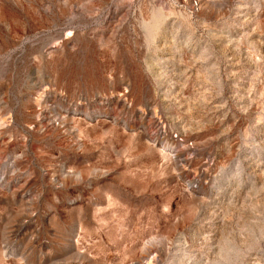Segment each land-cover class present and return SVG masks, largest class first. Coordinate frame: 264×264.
Here are the masks:
<instances>
[{"label":"rangeland","instance_id":"rangeland-1","mask_svg":"<svg viewBox=\"0 0 264 264\" xmlns=\"http://www.w3.org/2000/svg\"><path fill=\"white\" fill-rule=\"evenodd\" d=\"M0 264H264V0H0Z\"/></svg>","mask_w":264,"mask_h":264}]
</instances>
